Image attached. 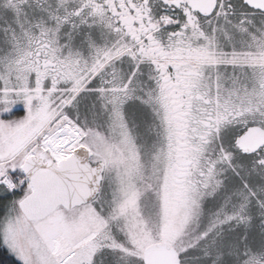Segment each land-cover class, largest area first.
Here are the masks:
<instances>
[{
	"label": "snow or ice",
	"instance_id": "obj_1",
	"mask_svg": "<svg viewBox=\"0 0 264 264\" xmlns=\"http://www.w3.org/2000/svg\"><path fill=\"white\" fill-rule=\"evenodd\" d=\"M0 250L264 264V0H0Z\"/></svg>",
	"mask_w": 264,
	"mask_h": 264
},
{
	"label": "trees",
	"instance_id": "obj_2",
	"mask_svg": "<svg viewBox=\"0 0 264 264\" xmlns=\"http://www.w3.org/2000/svg\"><path fill=\"white\" fill-rule=\"evenodd\" d=\"M0 264H12L10 260L7 259L6 253L0 250Z\"/></svg>",
	"mask_w": 264,
	"mask_h": 264
}]
</instances>
